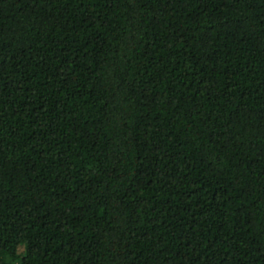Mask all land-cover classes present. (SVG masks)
<instances>
[{"label":"trees","instance_id":"16d2710c","mask_svg":"<svg viewBox=\"0 0 264 264\" xmlns=\"http://www.w3.org/2000/svg\"><path fill=\"white\" fill-rule=\"evenodd\" d=\"M0 264H264V0H0Z\"/></svg>","mask_w":264,"mask_h":264}]
</instances>
